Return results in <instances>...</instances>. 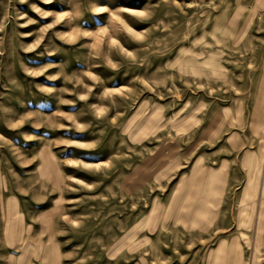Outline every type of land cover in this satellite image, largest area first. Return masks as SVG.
I'll return each instance as SVG.
<instances>
[{"label": "rangeland", "instance_id": "rangeland-1", "mask_svg": "<svg viewBox=\"0 0 264 264\" xmlns=\"http://www.w3.org/2000/svg\"><path fill=\"white\" fill-rule=\"evenodd\" d=\"M0 264H264V0H0Z\"/></svg>", "mask_w": 264, "mask_h": 264}]
</instances>
